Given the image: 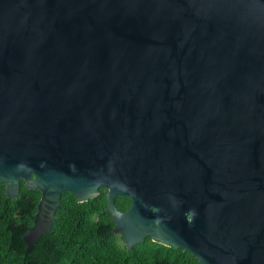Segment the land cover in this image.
<instances>
[{
    "label": "water",
    "instance_id": "obj_1",
    "mask_svg": "<svg viewBox=\"0 0 264 264\" xmlns=\"http://www.w3.org/2000/svg\"><path fill=\"white\" fill-rule=\"evenodd\" d=\"M22 181L26 254L103 188L128 249L264 264V0H0V182Z\"/></svg>",
    "mask_w": 264,
    "mask_h": 264
},
{
    "label": "trees",
    "instance_id": "obj_2",
    "mask_svg": "<svg viewBox=\"0 0 264 264\" xmlns=\"http://www.w3.org/2000/svg\"><path fill=\"white\" fill-rule=\"evenodd\" d=\"M88 202L79 203L65 192L52 230L26 254L23 235L33 227L41 193L29 190L22 181L19 196H7L0 182V264H200L182 248H170L147 238L128 249L113 234L115 224L107 212L105 189ZM120 211H127L131 198L115 199Z\"/></svg>",
    "mask_w": 264,
    "mask_h": 264
},
{
    "label": "rangeland",
    "instance_id": "obj_3",
    "mask_svg": "<svg viewBox=\"0 0 264 264\" xmlns=\"http://www.w3.org/2000/svg\"><path fill=\"white\" fill-rule=\"evenodd\" d=\"M116 236H117V240H118V242H119L120 244L124 245V242H123V239H122L121 235H120V234H117Z\"/></svg>",
    "mask_w": 264,
    "mask_h": 264
},
{
    "label": "flooded vegetation",
    "instance_id": "obj_4",
    "mask_svg": "<svg viewBox=\"0 0 264 264\" xmlns=\"http://www.w3.org/2000/svg\"><path fill=\"white\" fill-rule=\"evenodd\" d=\"M128 210H129V209H128ZM128 210H127V211H128ZM125 212H126V211H125Z\"/></svg>",
    "mask_w": 264,
    "mask_h": 264
}]
</instances>
